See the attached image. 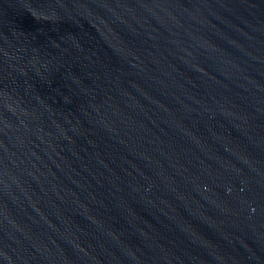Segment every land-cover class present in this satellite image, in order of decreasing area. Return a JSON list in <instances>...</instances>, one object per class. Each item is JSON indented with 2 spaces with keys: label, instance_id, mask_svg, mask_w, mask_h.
<instances>
[{
  "label": "water",
  "instance_id": "95a60500",
  "mask_svg": "<svg viewBox=\"0 0 264 264\" xmlns=\"http://www.w3.org/2000/svg\"><path fill=\"white\" fill-rule=\"evenodd\" d=\"M0 264H264V0H0Z\"/></svg>",
  "mask_w": 264,
  "mask_h": 264
}]
</instances>
